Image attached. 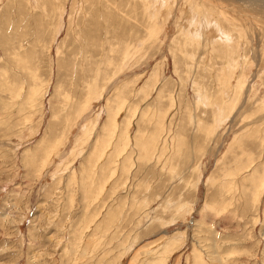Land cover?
Returning a JSON list of instances; mask_svg holds the SVG:
<instances>
[{
    "label": "rangeland",
    "instance_id": "rangeland-1",
    "mask_svg": "<svg viewBox=\"0 0 264 264\" xmlns=\"http://www.w3.org/2000/svg\"><path fill=\"white\" fill-rule=\"evenodd\" d=\"M207 1L0 0V264H264L263 17Z\"/></svg>",
    "mask_w": 264,
    "mask_h": 264
},
{
    "label": "bare ground",
    "instance_id": "bare-ground-1",
    "mask_svg": "<svg viewBox=\"0 0 264 264\" xmlns=\"http://www.w3.org/2000/svg\"><path fill=\"white\" fill-rule=\"evenodd\" d=\"M190 1H192V0H190ZM209 1V2H208ZM207 1V3L209 4L210 3V0H208ZM212 1V0H211ZM215 1V3L213 2H211L210 4L212 5H214L215 6V4L216 3H223V4H225L226 6H233V7H235V11L237 10L236 8H237V6L238 5H240V7L242 8V9H246V10H249V11H251V12H253V14H255V15H257L258 17L259 16H262L263 18L261 19L262 20V24H264V0H220V1H216V0H214ZM145 2H146V0H145ZM192 4V3H191ZM222 4V5H223ZM220 5V4H219ZM147 6H149V5H147ZM152 6V5H151ZM150 6V7H151ZM149 7V8H150ZM217 7H218V5H217ZM220 7H222L223 8V6H220ZM219 7V9H221ZM226 8V7H225ZM231 8V7H230ZM224 9V8H223ZM229 9V8H228ZM233 9V8H232ZM155 10V9H154ZM226 10H227V8H226ZM222 11H224V10H222ZM227 11H229V10H227ZM225 12V11H224ZM223 12V13H224ZM250 16V15H249ZM261 18V17H260ZM208 23V25L210 24V22H207ZM207 25V26H208ZM211 25V24H210ZM250 27V26H249ZM264 31V30H263ZM264 186V185H263Z\"/></svg>",
    "mask_w": 264,
    "mask_h": 264
}]
</instances>
